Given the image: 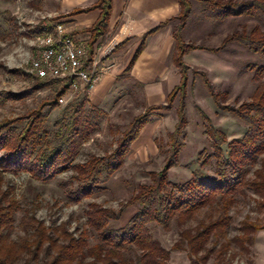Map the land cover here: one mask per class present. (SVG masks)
<instances>
[{
    "label": "trees",
    "instance_id": "obj_1",
    "mask_svg": "<svg viewBox=\"0 0 264 264\" xmlns=\"http://www.w3.org/2000/svg\"><path fill=\"white\" fill-rule=\"evenodd\" d=\"M14 1V0H6ZM190 0H179V27L174 32L175 47L173 63L181 74L180 83L167 96L166 104L148 107L129 124L115 150L104 157H92L83 164H74L79 148L90 140L99 127L104 115L100 109L86 108V98L68 102L60 119L54 122L52 132L46 127L49 111L60 106L59 100L69 89V83L59 84L54 98L43 102L26 117L0 122V264H168L172 251H187L190 264H206L213 258L215 264H226L225 254L230 249L226 240L227 229L231 224L229 215L238 197L245 191H251L258 204L264 207V63L249 66L259 85L249 102L236 108L222 106V96L214 93L206 76L204 86L212 97L216 107L230 113L245 126L240 138L228 141L226 134L215 128L206 114L197 109L204 120V134L209 141L211 152H201L197 161L201 168L212 167L210 174L195 170L189 179L181 183L169 181L168 173L179 166L187 119L185 98L188 86V67L183 57L195 50L218 53L230 43H236L249 52L264 59V31L259 25L243 27L226 36L218 48H208L185 44L180 39V30L190 14ZM205 4L206 12L218 22L228 18H248L264 22V0H197ZM111 0H97L88 8L75 9L66 16L100 12L97 21L87 30L89 55L93 44L102 38L108 29L111 15ZM211 18V17H210ZM157 29V28H156ZM152 30L149 34L153 33ZM49 28L41 26L38 33L47 34ZM8 32L0 26V40L8 37ZM143 46L137 49L127 71L133 65ZM52 81L36 78L35 84L22 93L0 92V105L7 101H22L34 92L50 87ZM178 100L177 122L170 134L169 157L164 167L150 175V183L138 185L117 212L92 205L87 212L86 228L77 237L62 227L49 229L33 216L24 214L21 225L29 226L33 231L30 238L18 242L9 240L15 215L23 211L13 196V188L3 189L2 174H28L39 183H50L62 173L73 171V181L78 182L75 189L68 190L70 203H80L105 191L104 185L121 168L130 146L138 138L141 130L150 122L151 117L161 110L172 108ZM225 147V148H224ZM72 183H62L64 188ZM128 207L136 212L123 227L111 226L118 221ZM212 212L207 221L200 222L194 230L182 229L201 211ZM159 226L163 231L179 229V240L165 250L149 234V225ZM236 241H250L249 235L264 229L258 221L243 220ZM26 230V228H24ZM27 232V230H26ZM92 238L93 242H90ZM211 241L217 249L208 248ZM242 247H244L242 245ZM44 249L52 251L50 259L40 262L39 256Z\"/></svg>",
    "mask_w": 264,
    "mask_h": 264
},
{
    "label": "rangeland",
    "instance_id": "obj_2",
    "mask_svg": "<svg viewBox=\"0 0 264 264\" xmlns=\"http://www.w3.org/2000/svg\"><path fill=\"white\" fill-rule=\"evenodd\" d=\"M61 3L62 0H0V26L9 34L5 40H0V92L18 94L35 84L36 78L29 69L35 55L37 39L43 35L38 33L39 28L43 24L50 27L62 22L65 30L70 28L68 26L70 24L65 23L67 19L62 17L67 11H63ZM254 25H259L264 31V22L260 20L228 18L218 22L206 12L205 4L201 2L194 6L182 36L186 43L211 48L217 47L231 33ZM77 38L82 40L83 36L79 35ZM185 62L188 67L185 98L187 126L185 136L179 138L183 142L179 166L172 168L168 173L169 181L172 183L186 181L195 170L210 175L213 171L212 167L201 168L197 161L199 153L211 152L209 141L204 134V120L198 108L206 114L215 128L226 134L228 141L240 138L245 133V126L241 122L230 113L216 107L204 86L203 78L193 72L205 75L214 93L225 94L220 102L222 106L236 108L244 102H249L260 83L248 67L260 66L264 59L241 45L230 43L217 54L204 51L190 53L186 56ZM177 82L178 72L174 71L170 76V89ZM147 88L144 84L129 78L118 79L111 89V94L98 106L88 100L89 94L65 95L63 103L57 109L49 111L46 127L52 132L53 124L61 118L65 105L73 99L81 101L86 98L87 109L90 107L100 109L104 115L99 121L97 132L79 148L74 164H83L92 157H104L115 150L129 124L151 103L146 97ZM58 89L59 84L54 83L22 101H7L0 105V122L26 117L43 102L54 98ZM178 104L176 99L171 109L158 111L151 117L150 122L130 146V152L121 168L104 185L105 191L83 199L80 203H70L67 199L68 190L75 189L78 184L72 179L75 175L73 171L62 173L54 181L46 184L32 180L28 174L16 176L2 174L3 189L13 188V196L23 210L15 215L13 229L8 235L9 240L18 242L23 238H30L33 233L29 226L21 225L24 214L33 216L49 229L62 227L77 237L87 227V212L92 205L117 212L121 205L129 200L138 185L150 183L149 174L157 173L164 167L170 154L169 139L177 122ZM68 182L72 184L64 188L62 183ZM257 202L258 198L246 190L245 195L238 197L236 205L230 209L231 224L226 235L230 249L225 254L226 264H264V229L250 234V241L235 240L242 235L240 223L243 220L258 221L264 226V207ZM135 212V207H128L118 221L110 222L111 226L123 227ZM211 214L212 212L206 209L201 211L182 229L194 230L200 222L207 221ZM148 228L151 237L165 250H170L179 240V229L163 231L153 224ZM90 242H93L92 238ZM213 243L214 241H211L208 248L216 250L218 246ZM51 254V250L44 249L39 256L40 262L49 260ZM88 261L86 259L84 264ZM18 264H23V261ZM168 264H190L187 251H172ZM206 264L215 262L210 258Z\"/></svg>",
    "mask_w": 264,
    "mask_h": 264
},
{
    "label": "crops",
    "instance_id": "obj_3",
    "mask_svg": "<svg viewBox=\"0 0 264 264\" xmlns=\"http://www.w3.org/2000/svg\"><path fill=\"white\" fill-rule=\"evenodd\" d=\"M96 2L97 0H62L61 8L63 11H67L62 17L67 19L65 23L70 24L68 25L70 26L69 30L66 31L75 39L78 40L77 37L82 35V40L88 41L89 35L83 31L89 29L97 21L100 12L93 10L69 17L66 15L75 9L91 7ZM198 3L201 2L189 1L190 14L179 34L185 44L190 43L183 40L182 33L194 6ZM111 4L107 32L93 44L92 51L115 39L113 49L102 61L103 64L112 65V68L101 77L99 83L89 94L88 100L96 106L104 103L111 94V89L116 81L129 78L148 87L146 97L148 102H151L148 107L165 105L167 96L180 83L181 79L180 71L173 63L174 32L180 24L178 20L180 15L179 0H111ZM62 24L64 25V22ZM154 29L156 30L149 34ZM222 41L217 47L211 48H218ZM140 45L143 48L127 71L128 65ZM196 51L202 50L190 53ZM190 53L183 57L185 64L186 56ZM174 71L178 72V82L170 89V76L174 74Z\"/></svg>",
    "mask_w": 264,
    "mask_h": 264
},
{
    "label": "built area",
    "instance_id": "obj_4",
    "mask_svg": "<svg viewBox=\"0 0 264 264\" xmlns=\"http://www.w3.org/2000/svg\"><path fill=\"white\" fill-rule=\"evenodd\" d=\"M43 26L51 32L37 39L30 73L37 79L58 84L69 83L66 95L90 94L101 77L112 68V65L103 64L102 61L113 49L115 39L94 49L89 55L87 41L75 39L62 23ZM63 98H60V104L63 103Z\"/></svg>",
    "mask_w": 264,
    "mask_h": 264
}]
</instances>
